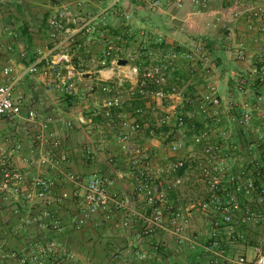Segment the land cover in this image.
Masks as SVG:
<instances>
[{"label":"built area","instance_id":"obj_1","mask_svg":"<svg viewBox=\"0 0 264 264\" xmlns=\"http://www.w3.org/2000/svg\"><path fill=\"white\" fill-rule=\"evenodd\" d=\"M73 1L58 0L57 14L49 20L52 29L65 35L64 48L75 44L80 38L89 37L99 28L106 29L111 13L116 12L122 19L123 33L114 40L106 36L108 43L99 64L103 68L120 67L118 61L122 50L121 43L124 36L133 34L130 0H109L104 9L85 17L73 11ZM194 2L204 8L208 5V0ZM234 4V18L244 20V25L255 42L252 50H249L244 41L236 48V57L242 65V71L221 74L208 45L200 42L184 50L170 49L161 55L156 64L145 69L137 64L133 65V57L129 55L127 73L119 72L116 80L104 76L99 80L103 83L101 90L104 95L96 101L97 107L103 111L107 125L116 131V145L119 150L131 157L129 171L136 181L135 193L144 199L152 211L151 216L144 218V238L164 231L165 220L169 218L173 224V234L181 242L185 241L183 233L188 228L192 215L186 212L187 209L173 204L171 197L181 189L185 176L190 172L198 175L208 195L206 201L198 203L197 206L191 203L190 208L203 215H208L210 211L218 214L231 237L243 238L237 228L252 224L263 212L264 0H234ZM170 5L171 2L153 0L149 3V9L159 11ZM174 5L181 9L184 1L175 0ZM256 27L259 28V34L255 33ZM13 37L16 39L17 34H13ZM165 42V35L159 33L155 43L162 45ZM14 49L15 43L12 42L0 46V124L5 122L17 127L18 123H22L21 132L31 140L30 156L23 154L24 147L21 143L12 146L9 139L0 142V198L10 201L16 208L15 215L19 216L23 210V214L19 216L20 221L7 232L11 236L29 230L33 225V215L29 209L38 204L44 206L43 219L50 221L52 230L58 232L62 229L61 224L54 219V213L49 206L54 199L58 203L64 200L56 197L59 186L57 176L62 171L60 165H65L68 158L65 153H60L62 142L51 147L49 138H52V119L40 116L34 107H26L24 95L15 94L17 78L13 76V67L4 65V52ZM20 56L25 57L26 53L20 51ZM42 63H45L44 67H40ZM182 63H185L190 78H201L207 83V88L198 92L187 103L183 95L187 80L179 73ZM27 73L40 74L45 80L48 92H60L67 96H75L78 93V83L85 79L84 73L73 63L68 53L48 59L46 51L43 50L38 52V59L28 67ZM221 81L228 87V98L219 93ZM167 87L170 89L166 90ZM86 89L92 92L94 87L89 85ZM238 93L245 98L237 99ZM85 94L83 92V97H86ZM138 100L146 101V109L138 108L130 116L122 112L126 102ZM166 100L171 103H161ZM151 101L158 103H150ZM160 109L162 114L157 111ZM146 111L156 117L155 129H178L193 133L191 139H179L167 144L175 160L161 168L150 163L140 165L139 159L145 149L140 145H132V140L144 129L136 116H142ZM60 121H63L62 118ZM100 150L99 146L94 145L87 153L94 156ZM16 156L20 157V163ZM241 161L243 163L239 164ZM109 162L115 163L114 155L110 154ZM48 167L56 173L55 176L44 174ZM64 176L77 188L74 197H78L80 210L76 221L78 227L84 226L95 214L130 209L131 196L112 191L110 187L113 180L90 175L84 184V177L71 170ZM82 188L84 192L80 195ZM249 201L256 203L254 208L249 206ZM27 206L30 207L29 211H25ZM38 224L42 226L44 223ZM123 226L130 228V220L126 219ZM213 226L210 249L218 251V230L221 222L214 221ZM224 258V254L219 251L211 263L221 264V259ZM225 263L264 264V245L258 243L254 246L253 259L242 256L227 259ZM0 264L84 263L75 252L54 243L48 244L40 238L38 241L29 242L20 251L8 250L5 241H0Z\"/></svg>","mask_w":264,"mask_h":264},{"label":"crops","instance_id":"obj_2","mask_svg":"<svg viewBox=\"0 0 264 264\" xmlns=\"http://www.w3.org/2000/svg\"><path fill=\"white\" fill-rule=\"evenodd\" d=\"M152 1H129L133 14V34L124 36L120 59H127L136 46L140 47V50L145 49L146 43L153 48L162 49L164 53L175 48H192L202 42L208 45L212 57H221L226 72L242 71L239 61L233 64L236 48L244 41L249 50H252L255 42L252 40V34L246 29L244 20L234 18V0H208L206 8L199 6L194 0H183L184 6L181 9L175 7V0H163L164 3L171 2V5L159 11L149 9V3ZM57 3L58 0H0V46L15 43L14 51L4 52V65L12 66L13 76L17 78L15 94L24 95L26 107H34L40 116L52 119V138H49L51 147L62 142L60 153H65L68 158L65 165H60L62 171H59L57 176L59 186L56 197L64 200L58 203L54 199L49 206L62 229L58 232L52 230L51 222L43 219L44 206L38 204L31 209L29 206L25 207V211L30 210L33 215V225L29 230L10 236L7 231L20 221L23 210L20 209V217L15 215L16 208L10 201L0 198V241H5L8 250L20 251L29 242L42 238L48 244L54 243L75 252L84 264H212L211 261L219 251L225 257L221 259V264H226L227 259L242 256L253 259L254 246L258 243L264 245V207L261 216L254 223L237 228L243 238L231 237L218 214L210 211L208 215H203L190 208L191 203L197 206L208 198L205 186L195 172L185 176L184 185L171 197L173 204L187 209L188 211H185L192 215L191 222L183 233L185 241L181 242L173 234V224L169 218L165 220L164 231L150 238L142 236L146 226L144 218L151 216L152 211L144 199L136 195V181L129 171L131 157L124 155L117 147L116 131L107 125L103 111L96 104L104 95L101 92L102 83L99 82L102 76L116 80L119 72L127 73L129 70L128 65L103 68L99 64L108 43L106 36L114 40L123 33L122 19L113 12L106 29L99 28L89 37L80 38L75 44L64 48L65 35L49 26L50 18L57 14ZM108 3L109 0H74L72 9L76 14L85 17L101 11ZM258 27L255 28L256 34H259ZM159 33L166 37V42L162 45L155 43ZM13 34H17L16 39ZM40 50L46 51L48 59L54 55L68 53L78 68L88 67L86 61L93 64L86 73L89 75L85 76L83 82L78 83V93L73 96L74 100L71 102H67L68 96L63 93L48 92L45 80L40 74L27 73L28 67L38 59ZM20 51H24L26 56L21 57ZM184 64L179 67V73L187 80V90L192 91L190 98L189 95L186 97L187 102L194 99L198 92L205 90L207 83L203 79L190 78ZM44 66L45 63L40 65ZM1 80L0 71V82ZM83 84L85 87L93 85L94 94L99 95L93 99L87 98L86 94V97H83ZM236 98L243 100L245 97L238 93ZM138 108L144 109V103H126L122 112L130 116ZM161 112L162 110L160 114ZM136 118L144 125L140 135L132 140V145H140L145 149L139 159L140 165L150 163L156 168L168 165L175 160L174 154L168 148L169 143L192 138L193 133L190 131L155 129L156 118L149 111ZM21 128L22 123L15 127L2 122L0 142L9 139L12 146L21 143L24 147L23 154L30 156L31 139L21 132ZM94 145L99 146L101 150L94 156L89 155L87 150H91ZM110 154L115 156L114 164L109 162ZM16 158L19 161L20 157ZM242 163L241 161L239 164ZM69 170L83 176L84 184L90 175L113 180L110 187L112 191L131 196L130 209L95 214L84 226L78 227L76 221L80 210L78 197H74L77 188L64 176ZM44 174L49 177L56 175L49 167L45 168ZM80 190L82 195L84 189ZM248 204L254 208L256 203L249 201ZM126 219L131 222L128 229L123 226ZM214 221L221 222V228L218 230V251L210 249ZM39 222L44 224L39 226Z\"/></svg>","mask_w":264,"mask_h":264},{"label":"rangeland","instance_id":"obj_3","mask_svg":"<svg viewBox=\"0 0 264 264\" xmlns=\"http://www.w3.org/2000/svg\"><path fill=\"white\" fill-rule=\"evenodd\" d=\"M142 46V45H141ZM146 49H141L140 50V47L138 48L137 46L133 49V51H131V56L133 57V65L134 64H137L139 65L141 68L145 69L146 67H149L151 65H154L158 62V60L161 58V55L163 54V50L160 49V48H153L150 44L146 43ZM149 53H152V55H150ZM145 54V55H144ZM236 57V56H235ZM146 59H148L147 61H145ZM213 60L215 61L214 57H213ZM235 62L233 64H235L236 62H238V59L236 57V59L234 60ZM216 62V61H215ZM86 64H88L89 66L88 67H81L79 68V70L81 72L84 73V75L87 77L89 74H86L88 70H90V68L93 66V64L91 65V62L89 61H86ZM219 72L221 74H226L227 72L225 71V68H222V69H219ZM84 76V77H85ZM201 79V78H199ZM83 87L81 88V90H83L86 95H87V98H90V99H93L94 96H98L99 93H96L94 94V91L93 92H90L86 89L85 85L83 84L82 85ZM187 87L184 86L183 88V95H185L186 91H187ZM219 93L228 98V88L226 86V84L221 81V85H220V90H219ZM189 94H187L188 96ZM185 96V97H187ZM191 95H189V98H190ZM126 103H146V101L144 100H138V101H128ZM150 103H158L156 101H151ZM161 103H170L169 100H166L164 102H161ZM158 112H160V110H157ZM154 118H156L154 116ZM254 223V222H253Z\"/></svg>","mask_w":264,"mask_h":264},{"label":"trees","instance_id":"obj_4","mask_svg":"<svg viewBox=\"0 0 264 264\" xmlns=\"http://www.w3.org/2000/svg\"><path fill=\"white\" fill-rule=\"evenodd\" d=\"M210 46H211V45H210ZM211 47H212V46H211ZM214 59H215L217 65H218V68H219V69L225 68V67H224V63H223V60L221 59L220 56L217 55V57H215ZM102 85H103V83H102ZM94 88H95V87H94ZM101 89H102V87H101ZM101 92H102V90H101ZM187 94H192L191 89H188V90L186 91L184 97L187 96ZM73 98H74L73 96H68V98H67V102H71V100H74ZM185 98H186V97H185ZM186 103H187V102H186Z\"/></svg>","mask_w":264,"mask_h":264},{"label":"water","instance_id":"obj_5","mask_svg":"<svg viewBox=\"0 0 264 264\" xmlns=\"http://www.w3.org/2000/svg\"><path fill=\"white\" fill-rule=\"evenodd\" d=\"M128 64H129V61L127 59H119L118 61V66L120 67L127 66Z\"/></svg>","mask_w":264,"mask_h":264}]
</instances>
